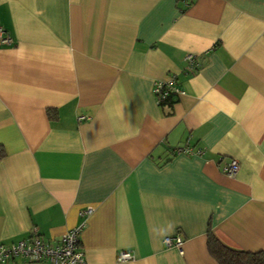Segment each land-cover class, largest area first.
<instances>
[{"label": "crops", "instance_id": "1", "mask_svg": "<svg viewBox=\"0 0 264 264\" xmlns=\"http://www.w3.org/2000/svg\"><path fill=\"white\" fill-rule=\"evenodd\" d=\"M0 27V244L84 222L86 264H218L209 229L264 252V0H0Z\"/></svg>", "mask_w": 264, "mask_h": 264}, {"label": "built area", "instance_id": "2", "mask_svg": "<svg viewBox=\"0 0 264 264\" xmlns=\"http://www.w3.org/2000/svg\"><path fill=\"white\" fill-rule=\"evenodd\" d=\"M12 43L10 35L0 27V44L11 45ZM186 64V71H193L198 67L195 57L191 55L186 57ZM153 94L157 104L169 94L178 96L180 89L176 78L170 77L163 82L156 83L153 88ZM177 152L186 155L192 154L191 149L188 147L178 149ZM195 154L201 155L202 152L197 151ZM221 171L228 177H234L239 171V165L236 160L232 159L228 163L223 164ZM93 211L92 207H86L80 210L79 215L86 218ZM84 226L85 223L83 222L64 233L58 241L52 243L44 241L35 230H32L26 239L10 244H0V264H14L19 261L30 263L49 262L50 264H86L80 242V233ZM163 243L166 247L180 249L182 240L179 237H166ZM133 258L131 253L120 252L116 261L122 263Z\"/></svg>", "mask_w": 264, "mask_h": 264}, {"label": "trees", "instance_id": "3", "mask_svg": "<svg viewBox=\"0 0 264 264\" xmlns=\"http://www.w3.org/2000/svg\"><path fill=\"white\" fill-rule=\"evenodd\" d=\"M191 72V71H186ZM175 95L169 94L158 103L161 106H172L175 103ZM6 156L0 146V161ZM207 249L210 256L218 264H264V252H246L232 249L223 245L210 231L207 233Z\"/></svg>", "mask_w": 264, "mask_h": 264}]
</instances>
